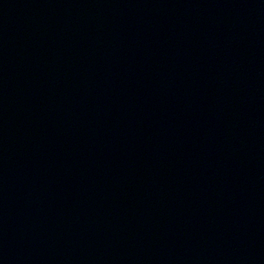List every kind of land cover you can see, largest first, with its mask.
I'll return each instance as SVG.
<instances>
[{
  "label": "water",
  "instance_id": "water-1",
  "mask_svg": "<svg viewBox=\"0 0 264 264\" xmlns=\"http://www.w3.org/2000/svg\"><path fill=\"white\" fill-rule=\"evenodd\" d=\"M0 264H264V0H0Z\"/></svg>",
  "mask_w": 264,
  "mask_h": 264
}]
</instances>
